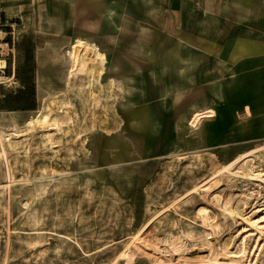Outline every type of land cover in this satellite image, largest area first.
I'll use <instances>...</instances> for the list:
<instances>
[{"label":"rangeland","instance_id":"374dc122","mask_svg":"<svg viewBox=\"0 0 264 264\" xmlns=\"http://www.w3.org/2000/svg\"><path fill=\"white\" fill-rule=\"evenodd\" d=\"M0 3L18 20L0 264H264V44L228 34L251 20H185L200 38L152 2L84 4L78 20Z\"/></svg>","mask_w":264,"mask_h":264},{"label":"crops","instance_id":"0c3cea01","mask_svg":"<svg viewBox=\"0 0 264 264\" xmlns=\"http://www.w3.org/2000/svg\"><path fill=\"white\" fill-rule=\"evenodd\" d=\"M7 1V9L10 13H18L20 5H27L28 8L36 9V3H60V18L65 20L82 19L84 18L85 7L84 4L93 3H108L115 0H5ZM140 2H152L157 5L159 10L167 12L168 16L175 20H180L181 23H175L174 27L189 28L186 34L195 36H208L211 38L212 34H209L200 24L189 25L185 20L189 19H211L216 17L226 18H240L251 21L236 22L235 32H229V35H234L237 40L242 34V30L251 29L253 43L264 44V0H139ZM87 8V7H86ZM5 10V9H4ZM89 10V9H88ZM240 13V15L229 16L228 12ZM6 11V10H5ZM52 17V16H49ZM67 26L68 24H64ZM165 27L171 29V25L168 23ZM168 29V30H169ZM83 33V31L75 30V33ZM173 32V31H172ZM220 33V32H217ZM222 33V32H221ZM211 41V39H210ZM221 43V42H220ZM218 43V44H220ZM85 42L78 38L73 44L72 49L76 46H84ZM191 49H200V47H194ZM258 49H264V46L258 47ZM100 58V57H99ZM101 60V59H100Z\"/></svg>","mask_w":264,"mask_h":264},{"label":"built area","instance_id":"2783aa9c","mask_svg":"<svg viewBox=\"0 0 264 264\" xmlns=\"http://www.w3.org/2000/svg\"><path fill=\"white\" fill-rule=\"evenodd\" d=\"M18 26V20L6 18L5 10L0 3V82L6 75L8 55L14 52V39Z\"/></svg>","mask_w":264,"mask_h":264},{"label":"bare ground","instance_id":"6f19581e","mask_svg":"<svg viewBox=\"0 0 264 264\" xmlns=\"http://www.w3.org/2000/svg\"><path fill=\"white\" fill-rule=\"evenodd\" d=\"M0 83H2V82H0Z\"/></svg>","mask_w":264,"mask_h":264}]
</instances>
